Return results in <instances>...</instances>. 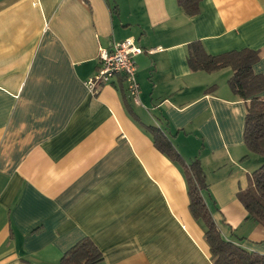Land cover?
I'll return each instance as SVG.
<instances>
[{"label":"crops","instance_id":"crops-1","mask_svg":"<svg viewBox=\"0 0 264 264\" xmlns=\"http://www.w3.org/2000/svg\"><path fill=\"white\" fill-rule=\"evenodd\" d=\"M200 11L188 17L176 0H0V264H59L83 238L103 264H213L183 172L145 126L200 161L223 239L264 256V228L237 198L264 163L244 145L245 102L230 68L192 72L186 61L194 40L213 56L260 50L253 70L264 77V0H202ZM126 38L143 50L140 106L121 76L94 94L85 84L99 48Z\"/></svg>","mask_w":264,"mask_h":264},{"label":"trees","instance_id":"trees-1","mask_svg":"<svg viewBox=\"0 0 264 264\" xmlns=\"http://www.w3.org/2000/svg\"><path fill=\"white\" fill-rule=\"evenodd\" d=\"M176 2L188 17H195L201 12L202 0ZM260 57V50L248 48L213 56L205 51L199 40L191 41L186 46V61L192 72L214 73L223 68L231 69L228 87L245 102L244 145L250 153L264 157V98L261 96L264 77L253 70ZM144 129L150 134L154 147L180 166L186 181L188 208L192 217L202 224L212 263L264 264L263 255L248 252L223 239L204 199L208 183L200 161L194 159L185 162L159 127L145 126ZM237 198L246 210L247 218L264 228V163L251 174L250 184L237 193ZM59 264H103V255L89 238H83L61 256Z\"/></svg>","mask_w":264,"mask_h":264},{"label":"built area","instance_id":"built-area-1","mask_svg":"<svg viewBox=\"0 0 264 264\" xmlns=\"http://www.w3.org/2000/svg\"><path fill=\"white\" fill-rule=\"evenodd\" d=\"M160 47L149 49V54L160 52ZM143 50L137 45L133 38H126L119 42H113L108 48H99L98 60L100 66L95 75L86 81V87L90 93H96L98 87L110 83L115 76L123 77L126 84V93L129 100L140 106L139 85L136 79L135 57Z\"/></svg>","mask_w":264,"mask_h":264}]
</instances>
